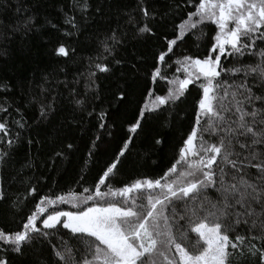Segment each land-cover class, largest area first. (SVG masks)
<instances>
[{"label":"snow or ice","instance_id":"6c2138e0","mask_svg":"<svg viewBox=\"0 0 264 264\" xmlns=\"http://www.w3.org/2000/svg\"><path fill=\"white\" fill-rule=\"evenodd\" d=\"M156 3L0 0V264H264V0Z\"/></svg>","mask_w":264,"mask_h":264},{"label":"trees","instance_id":"16d2710c","mask_svg":"<svg viewBox=\"0 0 264 264\" xmlns=\"http://www.w3.org/2000/svg\"><path fill=\"white\" fill-rule=\"evenodd\" d=\"M52 2L55 3L56 0H52ZM165 2L166 0H157L156 7L160 8V6ZM176 19L178 23L179 17H177ZM212 29L213 26L208 25L204 30L208 34V36H211L213 34ZM168 33L171 36V28L168 29ZM206 43L207 41L201 42V47L199 49L190 45H181L179 51L184 52L186 54H195L199 52L202 55L205 51L204 44ZM152 50H154V48L147 49V51L149 52ZM149 62H151L150 57ZM165 87L166 85L161 82L158 86L157 91L163 92L165 90ZM190 88H192V91L191 94L188 96L186 104L181 105L180 109L177 110L178 114L174 115L173 123L170 129L168 130L171 139L169 140L168 146L165 148V151L163 153L154 155L151 159H147L146 157L142 156L143 148L141 142H137V148L133 149V154L130 157L129 161L125 162V164L121 167L120 174L115 177L114 183L116 185H119L121 182H127L131 178H135L137 175H152L153 170L157 169V165L164 167L168 164L172 156V145L179 141L182 134L190 130V126L192 124L193 105L195 103V98L197 96L198 89L192 86H190ZM152 127H155V124H153ZM105 159H107V156H102L99 164H96L94 162L92 165H90L91 171L87 173V183H91L93 177L96 176L99 167L102 165ZM153 161H155V163H153ZM65 167L67 170L62 173H49V176L54 177L58 183L57 185H52L50 181H46L45 187L43 188L44 193H48L50 188L53 192H67L69 188L74 191L80 190L81 185L84 184V182H81L80 184L76 183V181L79 179L78 166L76 164H72L66 165ZM60 207L64 210L69 209L68 205H60ZM3 226L15 227L14 224L10 223H6ZM193 239H195L194 236Z\"/></svg>","mask_w":264,"mask_h":264},{"label":"rangeland","instance_id":"374dc122","mask_svg":"<svg viewBox=\"0 0 264 264\" xmlns=\"http://www.w3.org/2000/svg\"><path fill=\"white\" fill-rule=\"evenodd\" d=\"M66 210H68V209H66Z\"/></svg>","mask_w":264,"mask_h":264}]
</instances>
